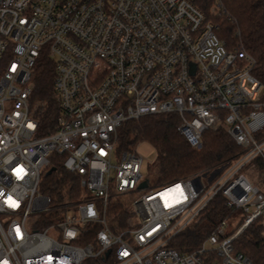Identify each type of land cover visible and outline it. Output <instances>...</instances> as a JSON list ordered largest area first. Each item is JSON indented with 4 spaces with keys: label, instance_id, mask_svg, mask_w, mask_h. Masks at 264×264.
<instances>
[{
    "label": "built area",
    "instance_id": "built-area-1",
    "mask_svg": "<svg viewBox=\"0 0 264 264\" xmlns=\"http://www.w3.org/2000/svg\"><path fill=\"white\" fill-rule=\"evenodd\" d=\"M43 51L60 111L55 132L38 137L29 101ZM254 65L191 0H0V264H251L233 243L254 221L264 225V86ZM166 114L178 116L189 147L223 127L240 154L214 174L139 189L143 159L116 151L117 130ZM54 154L89 198L30 230L33 215L51 211L38 189ZM217 194L241 216L190 252L171 247ZM111 195L129 197L128 228L111 229Z\"/></svg>",
    "mask_w": 264,
    "mask_h": 264
},
{
    "label": "trees",
    "instance_id": "trees-1",
    "mask_svg": "<svg viewBox=\"0 0 264 264\" xmlns=\"http://www.w3.org/2000/svg\"><path fill=\"white\" fill-rule=\"evenodd\" d=\"M204 15L206 21L215 26L217 36L228 48L242 46L255 59L252 75L264 86V0H191ZM215 7L217 14L210 15ZM54 63L43 51L32 72V95L29 101L30 114L37 124L36 136H47L55 132L59 117V100L52 89ZM264 100V96H263ZM179 118L176 114L149 115L138 120H129L117 130L116 151L127 152L139 142L149 143L155 151L153 162L148 166L146 180L154 187L164 186L194 173L206 176L230 163L241 152L223 127L205 131L197 149L189 147L177 132ZM63 157L52 155L51 165L41 177L39 192L48 197L53 206H61L73 200L88 199L87 191L79 186L78 178L66 171ZM258 163V160L255 161ZM261 166V165H260ZM108 199L107 218L112 230L126 226L131 215L123 200ZM112 202V204H110ZM233 217L225 206V200L217 194L206 205L198 219L170 241V246L179 252H190L197 248L205 237L223 219ZM113 219L117 220L114 224ZM51 223L42 218L36 229ZM83 236L91 240L92 230L85 227ZM234 251L247 257L251 264H264V225L256 220L245 228L233 243Z\"/></svg>",
    "mask_w": 264,
    "mask_h": 264
},
{
    "label": "rangeland",
    "instance_id": "rangeland-1",
    "mask_svg": "<svg viewBox=\"0 0 264 264\" xmlns=\"http://www.w3.org/2000/svg\"><path fill=\"white\" fill-rule=\"evenodd\" d=\"M216 14H217V11L215 10V7H211L210 8V15L215 16ZM133 150L138 156H140L143 159L142 175H143L144 178L148 177L149 176L148 166L153 162L154 157H155L154 148L147 142H139L134 147ZM112 163L113 164L115 163V159L112 160ZM194 174H197V173H194ZM194 174H192V175H194ZM192 175H190V176H192ZM259 181H260V179H258V180L255 179L253 182L256 185H260ZM38 191H39V189H38ZM112 200H113L112 202H115V200H123V202L126 203L128 206H129V203H130L129 202L130 201L129 197H125V198L118 197V198H113ZM112 202L110 204H112ZM56 207H59V206H53V205L50 204V208H51L50 212L33 215L29 219V227L28 228L30 230H33L34 227L36 226V221L42 220V218H50L51 223L49 225L55 223L57 221V219L55 218V215H54L55 211H57V212L60 211V209L55 210ZM132 215L133 214H131L127 218L126 226L121 228V229L128 228L130 226V223L131 224L135 223V220L133 219ZM240 216H241V210H237L236 212H234L232 219L229 221L230 224L232 223V221H236ZM113 222H114V224L116 223V225H118L117 224L118 222H117L116 219H113ZM229 228L231 229V226ZM48 234L49 235H54V231L53 230H49Z\"/></svg>",
    "mask_w": 264,
    "mask_h": 264
},
{
    "label": "water",
    "instance_id": "water-1",
    "mask_svg": "<svg viewBox=\"0 0 264 264\" xmlns=\"http://www.w3.org/2000/svg\"><path fill=\"white\" fill-rule=\"evenodd\" d=\"M147 186V180L145 179L144 181H142L140 183V185L138 186L139 189L145 188Z\"/></svg>",
    "mask_w": 264,
    "mask_h": 264
},
{
    "label": "snow or ice",
    "instance_id": "snow-or-ice-1",
    "mask_svg": "<svg viewBox=\"0 0 264 264\" xmlns=\"http://www.w3.org/2000/svg\"><path fill=\"white\" fill-rule=\"evenodd\" d=\"M11 203V206L15 207V202H10Z\"/></svg>",
    "mask_w": 264,
    "mask_h": 264
}]
</instances>
